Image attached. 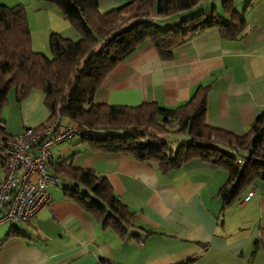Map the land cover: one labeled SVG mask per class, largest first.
<instances>
[{"label": "crops", "instance_id": "0c3cea01", "mask_svg": "<svg viewBox=\"0 0 264 264\" xmlns=\"http://www.w3.org/2000/svg\"><path fill=\"white\" fill-rule=\"evenodd\" d=\"M97 1L99 9L106 10L127 0ZM246 1L233 0L234 7L242 10ZM0 2L24 4L35 50L45 52L51 32L78 37L54 2ZM213 5L222 10L221 0H200L194 11ZM245 18L246 25L236 38L223 37L215 26L207 27L177 45L169 58L161 57L150 41L141 42L104 77L95 101L135 105L154 100L173 107L188 100L198 85H208L207 121L244 133L264 111V0L248 6ZM37 90L17 100L14 87L18 121L8 125L2 113L9 133L40 125L47 118L44 92ZM42 98L45 108L37 106ZM71 122L62 118L59 128ZM71 154L72 164L106 176L116 195L134 212L141 237H120L115 229L103 228L100 220L66 194L63 187L71 183L57 174L65 185L59 186L58 180L49 186L48 204L17 225L22 235L5 237L12 224H0H6L0 227V264H178L188 259L193 264H264V249L257 238V229L264 230V179H256L244 192L253 189L248 200L242 201L243 194L223 206L218 189L227 170L221 165L194 157L162 172L152 161L92 149L76 136L58 143L50 159ZM4 175L0 161V177Z\"/></svg>", "mask_w": 264, "mask_h": 264}, {"label": "trees", "instance_id": "16d2710c", "mask_svg": "<svg viewBox=\"0 0 264 264\" xmlns=\"http://www.w3.org/2000/svg\"><path fill=\"white\" fill-rule=\"evenodd\" d=\"M49 1L78 34L73 39L51 32L49 53L32 47L24 4L0 2L1 143L11 134L1 114L11 86L17 100L40 89L49 110L40 125L55 118L59 124L62 118L76 121L82 131L74 136L92 149L152 161L162 172L194 157L223 166L227 178L218 189L223 206L241 199L256 179H264V111L238 134L207 121L208 85H198L188 100L173 107L154 100L130 105L94 99L104 77L141 42L150 41L161 57L169 58L177 45L207 27L215 26L223 37L236 38L246 25L245 10L255 0H247L242 10L234 7L233 0H221V11L213 5L196 12L200 0H127L106 10L99 9L97 0ZM72 157L49 161L54 174L69 179L71 186L63 187L66 194L100 220L103 228L115 229L120 237L140 238L134 212L116 195L106 176L72 164ZM12 235H22L15 224L5 237Z\"/></svg>", "mask_w": 264, "mask_h": 264}, {"label": "built area", "instance_id": "2783aa9c", "mask_svg": "<svg viewBox=\"0 0 264 264\" xmlns=\"http://www.w3.org/2000/svg\"><path fill=\"white\" fill-rule=\"evenodd\" d=\"M82 131L76 121L59 128V119L37 126H25L0 142L5 175L0 177V224L28 220L47 205L51 194L49 186L59 178L49 166L55 146ZM248 190L242 197L246 201L253 194ZM257 238L264 249V230L257 229Z\"/></svg>", "mask_w": 264, "mask_h": 264}, {"label": "rangeland", "instance_id": "374dc122", "mask_svg": "<svg viewBox=\"0 0 264 264\" xmlns=\"http://www.w3.org/2000/svg\"><path fill=\"white\" fill-rule=\"evenodd\" d=\"M45 52L46 53H49V45H46ZM37 91L42 93L41 90H37ZM14 101H15V99H14V86H11V88H10V90L8 92V101L2 107V111H1V114L3 113L4 117L7 118V124L8 125H11V123L13 121H18L17 117L19 118V113L18 112H15V110H14V103H13ZM40 105L45 108V106L43 104V98H42V100L37 101V106L40 107ZM28 110L29 109L27 108V105H25L24 113L26 114L28 112ZM23 118L25 119V115H24ZM65 119H67V118H64V120ZM58 185L59 186L60 185L61 186L65 185V181L62 180V179H60ZM22 223H24V221H19V222L14 223V224H16V225L19 226ZM1 226L4 227V226H6V224L5 225L4 224L3 225H0V227Z\"/></svg>", "mask_w": 264, "mask_h": 264}]
</instances>
